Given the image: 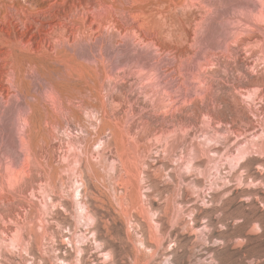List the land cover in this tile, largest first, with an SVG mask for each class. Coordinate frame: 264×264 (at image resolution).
<instances>
[{
  "label": "rangeland",
  "instance_id": "374dc122",
  "mask_svg": "<svg viewBox=\"0 0 264 264\" xmlns=\"http://www.w3.org/2000/svg\"><path fill=\"white\" fill-rule=\"evenodd\" d=\"M0 238V264H264V0H0Z\"/></svg>",
  "mask_w": 264,
  "mask_h": 264
},
{
  "label": "bare ground",
  "instance_id": "6f19581e",
  "mask_svg": "<svg viewBox=\"0 0 264 264\" xmlns=\"http://www.w3.org/2000/svg\"><path fill=\"white\" fill-rule=\"evenodd\" d=\"M47 17V16H46ZM54 60V59H53ZM54 61H56V60H54ZM36 69V68H35ZM197 146V145H196ZM198 148H194L193 149V153L194 154H196V153H199L198 152ZM75 165H77L76 164V162H75ZM85 184V183H84ZM83 183H82V181L80 180V181H78V180H76L73 184H72V186H71V192H72V198H73V202H74V206H75V210H76V213H77V222L79 223V224H81V225H90V224H94V222H95V220H94V216L88 211V208H87V204H86V202L85 201H83L81 198H82V196L84 195H82V189H83ZM84 191V190H83ZM84 193H85V191H84ZM47 199H48V197H44V203H43V206H46V204H47ZM91 237L92 236H94V232L92 231L91 232ZM88 237H87V235L86 234H83V233H81V234H79V235H77V239H76V244H77V249H76V251H77V253H81L82 252V250H83V248H82V246L80 245V243H82V242H84V240H86ZM16 239V238H15ZM15 239H11L10 240V243L8 244V245H6L5 247H7L8 249H9V251L11 250H13V249H16L17 248V246H18V241L17 240H15ZM5 242V241H4ZM4 242H3V240L0 238V248H1V246L2 245H4ZM93 242L94 243H96L97 241H96V239H93ZM79 243V244H78ZM6 244V243H5ZM96 246H97V243H96ZM98 246H99V243H98ZM18 249V248H17ZM24 252H28V246L26 247V248H24V250H23ZM107 254V253H106ZM105 254V255H106ZM64 260V259H63ZM78 260V259H77Z\"/></svg>",
  "mask_w": 264,
  "mask_h": 264
}]
</instances>
